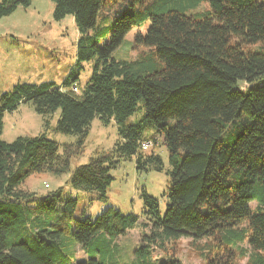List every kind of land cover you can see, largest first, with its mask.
I'll return each instance as SVG.
<instances>
[{
    "label": "trees",
    "instance_id": "trees-1",
    "mask_svg": "<svg viewBox=\"0 0 264 264\" xmlns=\"http://www.w3.org/2000/svg\"><path fill=\"white\" fill-rule=\"evenodd\" d=\"M107 1L52 0L56 22L74 18L76 66L61 86L18 83L1 95L0 264H124L111 245L139 225V216L109 209L94 219L76 217L78 202L64 199L62 188L41 198L21 188L33 175L67 173L96 118L114 121L119 139L79 165L69 182L103 203L122 160L135 158L139 173L164 170L161 156L142 151L143 142L157 143L144 139L147 129L169 153L165 211L142 190L141 225L150 233L142 234L130 264H183L173 256L158 260L154 250L166 254L167 244L185 237L213 238L205 264H232L235 246L245 242L247 264H264V0H129L99 28ZM31 3L1 0L0 20ZM202 4L207 8L198 10ZM146 22V33L134 39L146 50L134 60L115 59L126 35ZM83 62H93V71L80 87ZM22 104L44 117L46 129L75 141L60 144L46 133L2 140L5 114ZM140 109V121L128 124ZM75 247L85 258H73Z\"/></svg>",
    "mask_w": 264,
    "mask_h": 264
},
{
    "label": "rangeland",
    "instance_id": "rangeland-1",
    "mask_svg": "<svg viewBox=\"0 0 264 264\" xmlns=\"http://www.w3.org/2000/svg\"><path fill=\"white\" fill-rule=\"evenodd\" d=\"M128 2L129 0H125L114 4L108 0V5L100 12L98 27H108L113 22L114 16ZM206 8L207 5L202 4L198 10ZM53 10L52 0H32L29 7L20 6L15 12L0 20V98L4 93L11 92L18 83L36 85L53 83L61 86L76 66L79 32L74 18L68 16L56 22L53 19ZM148 25L149 23L146 22L142 27H134L126 35L123 44L114 51L113 57L117 60L129 61L145 51V48L135 46L134 39L137 34L146 33ZM106 41L107 38H101L99 43L103 44ZM81 65L83 68L80 69L78 84L83 87L92 74L93 62H83ZM60 113L59 110L50 118L52 127L56 125ZM143 115L144 109L138 110L130 117L128 124L138 123ZM44 120L43 116L35 113L31 104H22L18 110L5 114L1 138L11 143L19 137H35L46 133L49 139L60 144L75 141L74 135L58 134L51 128L46 129ZM118 139V130L114 121L105 125L96 118L92 123L84 151L72 158L70 170L67 173L33 175L24 181L21 188L35 193L38 198L62 188L64 199L71 197L78 202L76 217L84 214L94 219L109 209L139 216V225L118 237L111 245L112 252L118 260L123 261L124 264H130L134 258H137L136 251L141 245L142 234L150 233L149 229H144L141 225L144 222L142 190L145 189L149 195L157 198L162 213L165 211L166 198L163 195L168 192L171 166L163 139L157 136L154 128H149L144 133L145 140H157V143H154L144 153L154 152L161 156L164 170L139 173L136 169L135 158L122 160L111 171L114 180L108 189L106 203L101 202L95 192L76 189L69 182L72 172L79 165L86 164L97 153L113 149ZM250 206L254 209L256 203L253 202ZM212 246V237L202 239L185 237L167 244L166 254L160 250H154V257L158 260H166L173 256L183 264H205L203 257L210 253ZM74 249L73 258L76 260L85 258L81 248L75 247ZM66 251L71 252V248ZM234 251L236 255L232 264L248 263V257L244 255H249L250 247L246 242L235 246ZM68 256L72 258V252ZM71 262L74 264L76 261L71 260Z\"/></svg>",
    "mask_w": 264,
    "mask_h": 264
},
{
    "label": "built area",
    "instance_id": "built-area-1",
    "mask_svg": "<svg viewBox=\"0 0 264 264\" xmlns=\"http://www.w3.org/2000/svg\"><path fill=\"white\" fill-rule=\"evenodd\" d=\"M75 91H77V88L74 89ZM153 143L152 141H146L142 143V151H145L147 149H149L150 147H152Z\"/></svg>",
    "mask_w": 264,
    "mask_h": 264
},
{
    "label": "clouds",
    "instance_id": "clouds-1",
    "mask_svg": "<svg viewBox=\"0 0 264 264\" xmlns=\"http://www.w3.org/2000/svg\"><path fill=\"white\" fill-rule=\"evenodd\" d=\"M153 143V142H152Z\"/></svg>",
    "mask_w": 264,
    "mask_h": 264
}]
</instances>
